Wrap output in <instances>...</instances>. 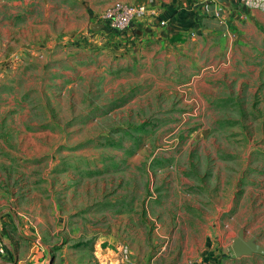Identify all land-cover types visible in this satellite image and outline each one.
I'll list each match as a JSON object with an SVG mask.
<instances>
[{"label": "rangeland", "instance_id": "rangeland-1", "mask_svg": "<svg viewBox=\"0 0 264 264\" xmlns=\"http://www.w3.org/2000/svg\"><path fill=\"white\" fill-rule=\"evenodd\" d=\"M114 1L0 0V264H264V0L105 42Z\"/></svg>", "mask_w": 264, "mask_h": 264}, {"label": "crops", "instance_id": "crops-1", "mask_svg": "<svg viewBox=\"0 0 264 264\" xmlns=\"http://www.w3.org/2000/svg\"><path fill=\"white\" fill-rule=\"evenodd\" d=\"M126 2L144 3L150 7L158 8L159 11L161 10L163 11L162 9L163 7L164 11L166 9V16H167V13L169 15V13L178 11V14L174 16L173 18H171V22L175 25L179 24V26H192L194 29H199V25L203 23L204 21H206L208 25L209 23H211L210 26L211 27L213 26L215 31L208 30L206 34L204 35L207 39H211L212 37L215 36V34H219L220 28L222 29L221 26L222 25L224 26V24L226 25L227 21L230 20L229 18L232 15V13L233 12L235 13V11L231 10L229 6L219 4V3H212L208 1L204 2L203 0H188L187 4L184 2V0H150L148 2H142V1L141 2L126 1ZM258 3H259L258 0H249V4L253 6L254 5L256 6ZM161 16H163V14L160 15V17ZM166 16L161 17V19H165L167 21L168 19ZM183 29H186V28H183ZM125 33L122 34L119 39L122 40L131 35V31H126ZM103 36L105 37L104 39H106L105 42L108 39H112V35L110 36L104 33ZM201 38L204 39L203 36L202 37L194 36L192 39L202 40ZM0 231L1 232L3 231L1 224H0ZM202 260H203L202 264H212L208 259H202ZM195 264H201V263L195 262Z\"/></svg>", "mask_w": 264, "mask_h": 264}, {"label": "built area", "instance_id": "built-area-1", "mask_svg": "<svg viewBox=\"0 0 264 264\" xmlns=\"http://www.w3.org/2000/svg\"><path fill=\"white\" fill-rule=\"evenodd\" d=\"M159 12L158 8L150 7L144 3L114 1L101 11L99 17L106 35L121 36L126 31L136 29L143 20L150 21L153 17H160ZM160 23L166 24L167 21L161 19ZM8 252L9 248L0 233V257L5 256Z\"/></svg>", "mask_w": 264, "mask_h": 264}, {"label": "water", "instance_id": "water-1", "mask_svg": "<svg viewBox=\"0 0 264 264\" xmlns=\"http://www.w3.org/2000/svg\"><path fill=\"white\" fill-rule=\"evenodd\" d=\"M218 2H220L223 5L229 6L230 5V1L229 0H218ZM235 249L238 252H243L245 250H256V246L244 241H238L235 243Z\"/></svg>", "mask_w": 264, "mask_h": 264}]
</instances>
